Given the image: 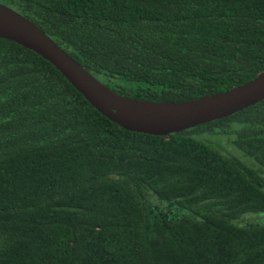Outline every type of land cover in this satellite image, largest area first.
I'll use <instances>...</instances> for the list:
<instances>
[{"label": "trees", "instance_id": "trees-1", "mask_svg": "<svg viewBox=\"0 0 264 264\" xmlns=\"http://www.w3.org/2000/svg\"><path fill=\"white\" fill-rule=\"evenodd\" d=\"M0 2L127 97L192 100L264 71V0ZM0 264H264V99L135 132L0 38Z\"/></svg>", "mask_w": 264, "mask_h": 264}, {"label": "water", "instance_id": "water-1", "mask_svg": "<svg viewBox=\"0 0 264 264\" xmlns=\"http://www.w3.org/2000/svg\"><path fill=\"white\" fill-rule=\"evenodd\" d=\"M0 38L14 41L52 63L101 114L125 129L168 136L234 114L264 99V71L224 92L185 101H151L107 87L42 28L0 2Z\"/></svg>", "mask_w": 264, "mask_h": 264}]
</instances>
